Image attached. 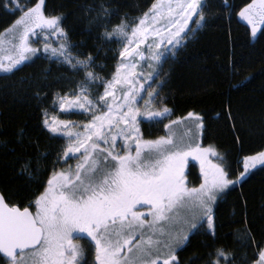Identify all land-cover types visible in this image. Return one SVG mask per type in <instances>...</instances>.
I'll return each instance as SVG.
<instances>
[{"label": "snow or ice", "instance_id": "obj_1", "mask_svg": "<svg viewBox=\"0 0 264 264\" xmlns=\"http://www.w3.org/2000/svg\"><path fill=\"white\" fill-rule=\"evenodd\" d=\"M0 6L11 15L21 13L5 30L11 39L0 38V72L15 74L42 52L50 62L43 71L45 79L51 64L65 69L60 77L65 80H71L68 72L82 74L74 88L54 95L53 105L66 114L90 117L77 123L41 110L42 128L50 138L65 141L54 161H49L48 149L41 150L38 141L33 143L20 130V143L29 140L20 158V175L35 183L37 191L27 207L9 205L0 194V254L7 264H88L86 249L75 242L86 239L93 264H180L177 252L192 234L205 225L215 234L214 205L226 190L264 166V151L244 156L243 170L230 178L226 159L213 146L197 142L205 125L193 112L164 124L166 134L155 139H146L142 130L143 124L155 126L169 119L172 109L161 96L167 75L163 65L211 26L215 13L209 0H153L141 16L129 20L125 13L110 29L116 14L110 0L86 5L89 26L103 29L97 39L120 45L110 76L95 71L105 67L97 63L99 47L95 55L74 51L77 45L63 26L64 14L49 15L46 0H0ZM239 17L255 36L257 25H264V0H253ZM145 64L146 73L137 71ZM35 95L41 98L38 91ZM186 122H191L188 132L178 137L174 128ZM189 158L200 163L198 187H188ZM69 160L77 162L72 166ZM60 164L68 166L57 169ZM248 239L254 241L251 235ZM215 257L207 264H235V255L223 248L216 249ZM254 264H264V249Z\"/></svg>", "mask_w": 264, "mask_h": 264}, {"label": "trees", "instance_id": "obj_2", "mask_svg": "<svg viewBox=\"0 0 264 264\" xmlns=\"http://www.w3.org/2000/svg\"><path fill=\"white\" fill-rule=\"evenodd\" d=\"M93 2L46 0L47 13L64 14L63 26L77 45L76 53L95 55L99 47L97 63L105 67L96 70L101 76H110L118 56L114 59L117 53L113 49L108 51L110 48L97 39L103 29L88 24L84 8ZM209 2L215 13L211 26L201 29L163 65L162 73L167 75L163 77L166 85L161 96L172 109L169 119L155 126L143 124L142 130L146 139H155L166 134L163 125L170 120L187 117L189 112L200 115L205 125L202 145L213 146L226 159L232 170L230 178L235 179L243 170L240 161L244 156L264 151V25L259 24L253 36L251 25L239 17L241 9L253 0ZM152 3L153 0H110L116 14L109 26L119 24L125 13L128 18L142 15ZM20 15H11L0 6V38ZM49 66L41 52L15 74H0V192L9 205L27 207L37 191L35 183L20 175V158L29 143L27 139L24 145L20 143V130L24 129L33 143L38 141L41 150L51 152L49 161L55 160L60 147V140L50 138L41 126L44 103L53 88L60 85L57 79L65 73V69L51 64L45 79L43 71ZM22 80L25 83L21 84ZM37 91L40 99L36 98ZM27 151L31 153L33 149L27 147ZM67 166L60 164L57 169ZM230 190L216 203L219 205L214 211L215 234L206 228L192 234L177 252L180 264H207L216 258L218 248L233 253L235 264H251L258 258V251L264 247V166L252 170ZM249 235L254 241L248 239ZM0 264H7L2 255Z\"/></svg>", "mask_w": 264, "mask_h": 264}, {"label": "rangeland", "instance_id": "obj_3", "mask_svg": "<svg viewBox=\"0 0 264 264\" xmlns=\"http://www.w3.org/2000/svg\"><path fill=\"white\" fill-rule=\"evenodd\" d=\"M258 2V0H257ZM148 11V10H147ZM141 16V15H140ZM133 18H129V20H131ZM259 25V24H258ZM257 25V27H258ZM112 26H109V29L111 28ZM1 38H3L5 41H8L11 39V36H9L5 31L4 33L2 34ZM55 40L56 38L53 37L52 38V43H53V46H57L56 43H55ZM106 46H108L110 49H113L114 53H117V50L120 48V45L116 44V43H105ZM34 47H42L41 44H33ZM33 58V57H32ZM149 69L147 68V64L144 65V68L143 69H140L138 68L137 71H144L145 73L148 71ZM95 71L97 72V70L95 69ZM98 73V72H97ZM0 74H3L2 72H0ZM69 77H71V80H65V79H62V78H58L57 80L60 81V85L59 86H56L53 88V92L51 93V97L48 98V101L45 102V109H47V112H48V115L49 117H52V116H55L57 117L58 119H61V120H70V121H74V122H77V123H84V122H87L88 119H90L89 116L87 115H81L79 113H73V114H66V113H63L59 110V107H58V104L57 105H53V99H54V95L56 93H64V92H68L70 89L74 88L75 87V83L76 81H79L81 78H82V74L80 75H73L72 73H68L67 74ZM55 89V90H54ZM103 89L101 88L100 89V92H102ZM145 99H147V96L145 94ZM141 105H143V101L140 102ZM180 120V119H179ZM191 126V122H186L184 124H180V125H177L175 128H174V131L176 133V135L179 137L181 135H183L184 133L188 132L189 130V127ZM60 140V147L65 143V141ZM196 140L197 142L201 143L202 141V133H198L196 135ZM59 147V149H60ZM218 160V159H217ZM219 161V160H218ZM218 161H216L217 163H219ZM69 165H72L74 166L76 164V162L73 163V160H69L68 161ZM71 162V163H70ZM257 167H260V165H258ZM254 170V169H253ZM252 172V170H251ZM250 172V173H251ZM249 173V174H250ZM248 174V175H249ZM246 175V177L248 176ZM244 177V178H246ZM243 178V179H244ZM234 179V178H233ZM238 185V184H237ZM199 186V185H198ZM198 186H195V187H198ZM236 185H233V186H230V189L231 188H234ZM226 190L225 194H228L231 192V190ZM233 191V190H232ZM219 201V200H218ZM219 204H216L214 205V211H215V207H218ZM18 206V205H17ZM178 213H180L181 215H183V212L184 210L183 209H178L177 210ZM215 224V223H214ZM205 228H207V225H205ZM76 242V241H75ZM77 243V242H76ZM186 245V244H185ZM264 249V247L262 248ZM258 259V258H257ZM251 264H254V262H252Z\"/></svg>", "mask_w": 264, "mask_h": 264}, {"label": "flooded vegetation", "instance_id": "obj_4", "mask_svg": "<svg viewBox=\"0 0 264 264\" xmlns=\"http://www.w3.org/2000/svg\"><path fill=\"white\" fill-rule=\"evenodd\" d=\"M200 144L202 145V142ZM209 159H211L214 163H217L216 161H218L216 157H212V156H210ZM185 173L188 181V187L191 188L198 186L202 182V177L200 173V163L198 160L189 158L188 167L185 169ZM197 178L199 183L198 181H196ZM32 211L34 212L35 208H33ZM81 235H86V234H81ZM76 242L83 245V247L86 249L87 251L86 259L88 264H93V259H94L93 249L89 244V241L86 239H76Z\"/></svg>", "mask_w": 264, "mask_h": 264}, {"label": "water", "instance_id": "obj_5", "mask_svg": "<svg viewBox=\"0 0 264 264\" xmlns=\"http://www.w3.org/2000/svg\"><path fill=\"white\" fill-rule=\"evenodd\" d=\"M0 194H2L1 192H0ZM3 195V194H2ZM0 255H2L3 256V254H0Z\"/></svg>", "mask_w": 264, "mask_h": 264}]
</instances>
